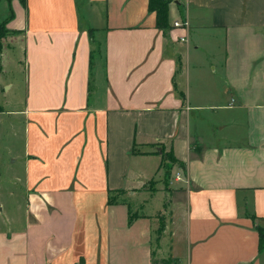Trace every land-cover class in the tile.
<instances>
[{
	"label": "crops",
	"instance_id": "1",
	"mask_svg": "<svg viewBox=\"0 0 264 264\" xmlns=\"http://www.w3.org/2000/svg\"><path fill=\"white\" fill-rule=\"evenodd\" d=\"M169 14L164 31L149 0H0L21 34L0 94L24 93L0 107V264H264V0ZM163 148L180 162L166 217L133 215L121 197L162 185Z\"/></svg>",
	"mask_w": 264,
	"mask_h": 264
},
{
	"label": "rangeland",
	"instance_id": "2",
	"mask_svg": "<svg viewBox=\"0 0 264 264\" xmlns=\"http://www.w3.org/2000/svg\"><path fill=\"white\" fill-rule=\"evenodd\" d=\"M174 2V1H173ZM21 34L20 32L17 33H7L6 36L4 38H2L3 40V48H2V52L0 53V58H2L1 54L8 49V47L11 46L12 42L15 40V38L20 37ZM10 69L13 70V67H10ZM9 69V70H10ZM14 92H16L20 98H15V94ZM23 96L24 93L21 90L16 91V89L14 90H10V91H3L0 94V107H4L5 109H9V110H20V104H22L23 101ZM15 113H7V112H0V181L2 180H6V178L8 177V173H7V169L9 168V151L11 150V148L16 149V145L14 144V146H12L11 142H10V138H11V130H10V126L8 123V120L10 118H14L16 116H14ZM156 144H154L155 146ZM158 145V144H157ZM170 162V161H169ZM164 170H166V168H164ZM163 179L164 182L162 183V185L158 184V180H154L151 183H149V185H147L144 190L146 191V193H141L138 194V200L129 195H124L121 198H124L125 200L129 201V203L131 204V211L133 215H138L140 213H144L145 211H148L149 213H152L154 215L155 218H159V220H163V218L166 217L165 213H164V202L166 203L168 201V196H166L163 191L166 193L168 190H170V183L169 181L167 182L166 175H163ZM171 178V177H170ZM160 186H163L164 189L160 188ZM157 190V191H156ZM153 194H155L153 196ZM151 196H153L151 198ZM144 198H151L152 203L150 204V206L148 207V209H142L140 207L141 202H143ZM140 199V201H139ZM162 222V221H160ZM156 234H154L153 236V245L156 247L157 242H156Z\"/></svg>",
	"mask_w": 264,
	"mask_h": 264
},
{
	"label": "trees",
	"instance_id": "3",
	"mask_svg": "<svg viewBox=\"0 0 264 264\" xmlns=\"http://www.w3.org/2000/svg\"><path fill=\"white\" fill-rule=\"evenodd\" d=\"M174 0H149V9L151 11H154L157 16V26L160 29H163L164 31L171 28L170 24V14H169V6ZM25 2V0H24ZM17 33L20 32L19 30H13L9 29L6 26V23L0 24V53L2 52L3 48V40L7 33ZM163 155V167L166 168V179L167 182L170 181L171 177V169L175 163H180L177 158L173 155V153L165 152L164 148L162 150ZM170 161V162H169ZM111 203L115 202L116 199H113V196L111 199H109ZM135 219L132 215L130 216V221L132 222ZM164 223L161 222L158 231L159 234H161L164 230ZM258 233H259V250H264V227L259 226L258 227Z\"/></svg>",
	"mask_w": 264,
	"mask_h": 264
},
{
	"label": "built area",
	"instance_id": "4",
	"mask_svg": "<svg viewBox=\"0 0 264 264\" xmlns=\"http://www.w3.org/2000/svg\"><path fill=\"white\" fill-rule=\"evenodd\" d=\"M184 25H188V23L187 22H183V21H175L174 22V26H176V27H181V26H184ZM182 40L184 41L185 38L183 37Z\"/></svg>",
	"mask_w": 264,
	"mask_h": 264
}]
</instances>
